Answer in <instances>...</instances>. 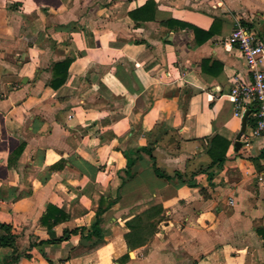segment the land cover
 I'll list each match as a JSON object with an SVG mask.
<instances>
[{
	"label": "crops",
	"instance_id": "crops-1",
	"mask_svg": "<svg viewBox=\"0 0 264 264\" xmlns=\"http://www.w3.org/2000/svg\"><path fill=\"white\" fill-rule=\"evenodd\" d=\"M148 1L0 0V221L33 255L17 264H264V134L245 143L251 113L236 144L230 91L250 68L228 42L238 24L264 37V0H152L136 12ZM213 134L230 140L227 161L212 180L192 176ZM145 146L196 185L158 176L145 151L127 177L123 150ZM119 195L102 241L84 239L101 200ZM49 204L67 215L52 227ZM153 206L152 239L130 247L126 221ZM66 228L79 231L41 243ZM12 252L0 247V264Z\"/></svg>",
	"mask_w": 264,
	"mask_h": 264
},
{
	"label": "trees",
	"instance_id": "trees-1",
	"mask_svg": "<svg viewBox=\"0 0 264 264\" xmlns=\"http://www.w3.org/2000/svg\"><path fill=\"white\" fill-rule=\"evenodd\" d=\"M154 5V1L150 0L147 3H145L142 8H140L136 12L145 11L150 8V6ZM132 16H135L134 13L131 14ZM71 58H67L65 60H62L60 62H57L53 69H54V78L51 81V85L54 88L60 87L67 79L68 75V67L70 65ZM202 141L205 143V153L209 156L210 162L205 166L201 167L197 172H194L192 176L198 172H207L208 178L212 180V178L216 175V172L223 168L225 162L227 161V152L230 147V140L225 138L224 136L220 134H213L210 136H206L202 138ZM141 151L148 152L150 156L154 159V170L156 174L162 178L168 179V180H177L182 181L184 183H187L190 186H195L196 182L190 179H186L183 172L179 170L174 171V175L166 173L164 170H162L160 167H158L156 163V158L154 155V149L145 146L141 149L133 150V151H127L123 150V153L125 157L127 158V168L125 170V174L127 177L133 176V167L135 164L136 159L140 157ZM132 155H136L135 158H133ZM123 177V181H124ZM121 187V186H120ZM120 199V195L116 198H109V200L105 201L101 200L99 209L97 210V218L96 221L92 224V228L88 231L86 235H82V237L86 240H94V243L97 244L102 241L104 237V229L101 226L103 222L102 214L114 203H116ZM162 212L161 206H153L150 209L146 210L142 214H139L130 220L126 221V226L130 229L129 232L125 234V238L127 241V244L132 247H138L140 245H144L147 242H149L156 229L157 221H151V218L153 216H157ZM149 216V220L146 221L144 217ZM67 215L64 213V211L57 206L53 204H49L47 207L46 213L42 217V223H44L48 227H52L53 225L59 223L60 221L66 219ZM161 217V216H160ZM78 228H74L72 230L70 229H64V233L62 236L50 240H42L43 242H59L68 240L73 234L78 233ZM260 233L262 234L264 238V230L261 229ZM0 247H12L13 252L9 256H6L3 260L4 264H17L22 256H25L27 258H32V254L30 252L24 251L21 252L17 245H16V235L13 232V227L10 224L4 223L0 221ZM50 263L53 264V262Z\"/></svg>",
	"mask_w": 264,
	"mask_h": 264
},
{
	"label": "built area",
	"instance_id": "built-area-1",
	"mask_svg": "<svg viewBox=\"0 0 264 264\" xmlns=\"http://www.w3.org/2000/svg\"><path fill=\"white\" fill-rule=\"evenodd\" d=\"M228 42L241 49L250 68V77H235L230 91L235 115L242 118L245 112L250 110V114L253 113L255 118L251 132L244 139L249 145L252 138L264 134V37L257 31L238 24L231 32ZM233 202L231 199V203Z\"/></svg>",
	"mask_w": 264,
	"mask_h": 264
},
{
	"label": "water",
	"instance_id": "water-1",
	"mask_svg": "<svg viewBox=\"0 0 264 264\" xmlns=\"http://www.w3.org/2000/svg\"><path fill=\"white\" fill-rule=\"evenodd\" d=\"M250 114V110H247L242 118V125H241V129L237 135V140L238 142L236 143L237 145H240V139L242 134L245 132L246 127H247V120H248V116Z\"/></svg>",
	"mask_w": 264,
	"mask_h": 264
}]
</instances>
